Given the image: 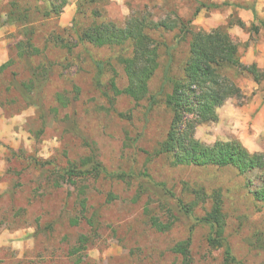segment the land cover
<instances>
[{"label": "rangeland", "instance_id": "1", "mask_svg": "<svg viewBox=\"0 0 264 264\" xmlns=\"http://www.w3.org/2000/svg\"><path fill=\"white\" fill-rule=\"evenodd\" d=\"M52 2L0 0V264H224V243L211 246L209 229L197 222L213 195L236 264H264V205L250 193L263 182L231 168L172 167L155 156L171 121L170 86L146 114L147 98L136 104L109 90L111 81L119 90L127 85L119 60L130 55L128 45L78 41L91 25L144 19L158 57L149 96L161 89L167 49L169 76L181 79L190 43L216 29L228 33L244 66L264 75V0H61L59 14ZM13 11L22 23L8 24ZM182 24L188 30L176 45ZM97 63L105 64L100 90ZM224 75L241 98L226 100L217 121L198 125L194 137L263 153L264 76L257 84L234 70ZM151 219L171 229L157 232ZM188 239L184 260L172 248Z\"/></svg>", "mask_w": 264, "mask_h": 264}, {"label": "trees", "instance_id": "2", "mask_svg": "<svg viewBox=\"0 0 264 264\" xmlns=\"http://www.w3.org/2000/svg\"><path fill=\"white\" fill-rule=\"evenodd\" d=\"M52 1L51 12L59 14L60 11L54 6V2L61 0ZM95 1L90 0L91 3ZM222 6L226 5H200V8L217 10ZM199 10H196L195 15ZM252 15L256 19L254 10ZM7 18L8 24H15L22 23L25 17L18 16L13 11ZM237 26L244 29V24L240 21L237 22ZM163 27L169 29L166 25ZM144 28V19L130 18L123 28L113 23H101L83 30L78 35V41L92 46L122 48L128 45L130 55L119 60L127 85L123 90H119L115 82L111 81L109 90L114 97L126 96L136 104L147 98L146 114L152 112L157 105V96L162 94L163 88L170 86L171 91L164 98V107L170 112L171 121L165 140L154 152L155 156L168 157L172 167L231 168L241 176L254 174L263 183L250 193L254 201L264 205V152L250 153L236 140L216 142L212 146H207L194 137V131L198 125L217 121L216 111L226 100L233 97L241 98L240 90L224 75L226 70L247 74L257 84L264 75L255 65L244 66L240 62L237 45L233 43L228 33L224 29H216L210 33L198 35L190 43L189 58L181 79L169 76L171 50L167 49L168 61L163 73L161 89L159 94L149 96L148 83L157 69L158 57L156 48L145 34ZM187 30L183 24L180 25L179 35L175 38L176 45ZM250 31L257 32L258 29L251 27ZM104 66V63L96 64L95 85L99 90L102 87L100 79ZM5 67H0V71ZM74 170L76 169L73 167L70 169L69 178L75 173ZM211 201L209 211L197 222L209 229L207 242L211 246L217 247L224 243V264H236L229 247L225 244L226 223L220 198L213 195ZM150 224L157 232H167L171 229L170 224L163 225L157 219H151ZM189 245L188 239L175 245L172 252L187 260Z\"/></svg>", "mask_w": 264, "mask_h": 264}, {"label": "crops", "instance_id": "3", "mask_svg": "<svg viewBox=\"0 0 264 264\" xmlns=\"http://www.w3.org/2000/svg\"><path fill=\"white\" fill-rule=\"evenodd\" d=\"M241 16V15H240ZM251 57V62H253L254 64H256L258 67H261L262 66V61L261 59H258V58H253L252 56H249ZM252 64V63H251Z\"/></svg>", "mask_w": 264, "mask_h": 264}]
</instances>
